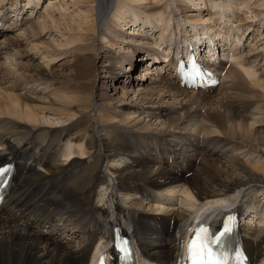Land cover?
<instances>
[{
	"label": "bare ground",
	"instance_id": "bare-ground-1",
	"mask_svg": "<svg viewBox=\"0 0 264 264\" xmlns=\"http://www.w3.org/2000/svg\"><path fill=\"white\" fill-rule=\"evenodd\" d=\"M3 1L0 54L2 49L18 44L10 35H2L11 29L6 24L8 12L18 15L14 28L22 29L25 17L36 10L35 3L39 2L16 0L10 9ZM85 1L90 8L80 11L83 22L79 30L91 36L85 34L83 45L75 46L74 59L79 66L87 63V72L94 73L92 80L98 78L104 86L110 76L109 61L102 58L104 63L99 64L97 53L108 48L107 57L114 58L110 55L114 40L132 37L112 22L101 27L111 10L115 9L110 13L112 19L117 16L126 26L132 23L128 30H144L133 35L134 40L137 36L149 37L151 30L156 32L161 26L145 20L142 13L126 24L124 19L129 15L127 9L115 5L119 0H78L83 7ZM178 1L180 15L197 21L188 12L186 1ZM227 2L218 4L219 20L230 22L235 13ZM239 2L251 10L248 19L259 16L252 6L264 7V0H237V5ZM5 8L9 11L1 13ZM159 10L157 3L144 7L143 13L155 15ZM208 13L216 18L211 11ZM253 27L244 30L242 37L251 36ZM213 31V39L210 35L203 38L199 30L192 35L187 28L184 33L189 46L186 56L192 53L203 71L213 73L206 77L219 82L218 92L212 86L187 89L188 79L181 78L173 67L185 47L179 45L181 49L172 55L174 58L167 57L172 42L166 39L157 40L140 56L148 61L138 77L143 82L136 81L140 83L137 89L131 82L128 89L117 86L106 93L95 91L90 75L86 79L70 70L66 75L50 71V64L68 57L72 50L58 52L57 47L42 41L55 32L45 34L43 27L35 31L29 28L27 43L37 54L43 50L40 57L48 60L44 67L15 62L14 68L15 59L8 53L0 59V162L15 164L12 181L0 203V264H88L95 254L110 252L112 224H118L133 239L138 264H177L180 244L188 239L189 228L192 231L201 220L215 224L225 211L234 209L241 215V230L232 256L246 253L249 264L264 262V97L258 96L244 77L253 80L254 70L244 68L243 76L242 71L222 61L214 60L216 66L201 61L205 59L201 56L203 48L209 57L218 55L216 38L220 43L229 40L230 30L213 25L206 33ZM101 32L108 38L107 44L97 42ZM160 49L162 53L151 55ZM27 58L34 60L36 56L30 52L20 54V61ZM23 69L34 74L24 83L19 82L24 78L14 80ZM157 69V78H152ZM131 86L137 97H131ZM246 88L257 95L246 96ZM118 92L124 97L117 101ZM97 108L100 114L95 117ZM51 116L55 121L49 120ZM56 124L62 125L61 129ZM134 134L135 138L127 139ZM242 154L256 161H247ZM193 161L197 162L191 170ZM246 220L254 230L252 234L245 233ZM75 239L78 244L68 242Z\"/></svg>",
	"mask_w": 264,
	"mask_h": 264
},
{
	"label": "rangeland",
	"instance_id": "rangeland-1",
	"mask_svg": "<svg viewBox=\"0 0 264 264\" xmlns=\"http://www.w3.org/2000/svg\"><path fill=\"white\" fill-rule=\"evenodd\" d=\"M14 1H16V0H4L3 4H6L7 7H10V9H11L12 8L11 4L13 5ZM33 1H35V0H33ZM80 1H82V0H80ZM185 1L189 6L188 12L192 15H195L197 21L192 22L191 19H188L185 17L183 18V16L180 15L181 12L179 11V8H178L180 6V4H179L178 0H161L159 2H157L155 0H142L141 2H138V1L133 2L131 0H119L118 2L117 1L115 2V5H118V7L121 6V7H124L125 9H127V12H128L127 14L129 16H126V18L124 19L125 21H127L126 24H128V22H130V20H132L133 16H135L137 13H142L143 14L142 16L146 18L145 20L148 19V20H150V22L153 23L154 26L158 25L161 27L159 29H157L156 32H155V30H151V32L148 33L149 37L142 38L141 36H137V37H135L136 40H134L132 38L133 35H137V33H139V34L144 33L143 32L144 30L139 31L138 27L135 29V31H134V28L128 30L132 23L130 25L126 26L125 24H122V22L118 21L119 17L116 16V17H114V19H112V17L110 16V13L112 15V13L115 9L111 10V12L108 14L107 18H105L106 20L105 19L103 20L105 22L102 24L101 27L104 29L106 26L111 24L110 22H112L116 25H121V26H119V29L122 31V33L125 35L127 33H131L132 37H131V39H128V40H126V38H120V37L118 38V40H114L113 52H111V54H110L114 58L107 57V53L110 52V49H108V48H106L107 50L101 49V50H99V53H97L98 54L97 60H98L99 64L104 63L102 61V58L104 60L106 59L109 61L108 62V64H109L108 68L110 70V76L107 78L106 85H104V86L98 82V78H97V80L96 79L92 80V76H94V73L92 72V74L91 73L89 74L87 72V68H88L87 63H85L83 66V64L81 62L82 65L79 66L77 64V61H75V59H74L75 51H77L76 49L78 48L77 45L82 44V40H83V37L85 36V34L87 37H88V34L90 35V33L87 31L79 30V24H80V22L81 23L83 22L81 20V18L79 17L80 11H82V10L86 11L88 8H90L89 7L90 5L86 1L84 2L85 6L83 7L82 6L83 2H78V0H39V2H37V4L35 3L36 10L33 13L29 12V16L25 17V22H24V27H23L24 29L23 28L21 29L19 27L14 28L15 24H13V23H15V21H16L15 19L18 18V15L13 13V12H11V13L8 12V14L6 15V18L8 19L6 24H7V27H11L12 30L10 29V32L4 30L2 35L3 36H5V34L10 35L9 37H12V38L18 40V44H15V46H12L8 50L6 48L4 50L2 49V52L0 54V59L4 58L3 56H5L8 53V57H12V59H15L14 60L15 66H13L14 68H17L16 67L17 62L18 63L20 62V64H24L25 66L26 65H31V66L39 65L41 67H44V65L47 64L48 60L44 57H42V58L40 57L42 55L41 53H43V50L40 49L41 53L37 54L36 52H38V51L35 50V48L32 46V44L27 43L28 42L27 39L30 38L29 28L32 31H35V30H37V28L40 29V27L41 28L43 27V32H45V34L48 31H55V32H53V34L49 33L47 36H45V38H43L42 41H44V42L47 41L48 43H51L52 48L57 47L58 52H64L66 50H72V51H70L71 54H69L68 57L63 56V57H65V59L63 57H61V60L59 59L55 64H50V67H49L50 71H58V72L60 71L64 75L70 73V71H73V73H76V75H78L81 78H86V77H88V75H90L88 77V79H90L91 82L95 85V91L97 93L110 92V88H112V87L115 88L117 86H119L121 88L128 89V87L131 85V82H134L137 85L135 87L137 89L139 87L138 85H140V83H137L136 81L143 82V81L139 80L138 77L141 76V69L144 68L145 65H147L146 61H148V60L144 61L143 60L144 58L140 57V56L142 54H144L145 51L149 50L151 48V46H153L156 43L157 40L160 41V39H164V40L166 39L167 40L166 42H169V44L172 42V44L170 45V48L166 51L165 55L167 57L174 58V57H172V55H175L177 53V51H179V49H181V48H179V45H182V47L187 48L186 45H188V38H187L188 36L186 35L187 33H184V30H186L187 28L189 30H192V35L196 31L199 30L201 32L200 34L203 35V38L206 37V39H208L209 38V37H207L208 35H210L211 37L213 36L215 38V35H214L215 31H213V33H206V32H211L213 25H216V27L218 25L222 29H226V30L231 31V32H229L230 33V35H229L230 37L228 38L229 40L226 42L224 41V42L220 43V41H218V39L216 38V40H217L216 42L218 45L216 46L217 49H216L215 53H217L218 55H215L213 57H207L208 54H205L207 51L203 48L201 50V53H202L201 56H203L205 59L202 60V58H201V61L208 63V65H209L210 63L211 64L213 63L215 58H217L216 62L222 61L223 63H225V66L227 64V66H232L233 68L239 70L240 72L242 71L243 76L245 75L244 68L254 70L255 71V74H254L255 77L253 78V80L249 79L247 75H245L244 77L247 78L246 82H247L248 86L253 85V88L255 90H257L258 96L260 95V96L264 97V7H259V8L256 7L255 8V6H252V9H253L252 11L255 12V14L259 15L260 17L259 16H252V18L248 19V17L251 16V13H250L251 10L249 11L247 9V7L242 6L241 2H239V5H237V0H229V3L228 2L227 3L232 8V10L234 11L235 14L231 17V21L228 22L224 19L219 20V18H220L219 14L221 11L219 10L220 5L218 6V4L224 3V1L226 3V0H210V1H208V0H190L191 2H189L187 0H185ZM76 2H78V3H76ZM254 2H255V0H254ZM157 3H159V7H160V10L157 14L154 15V14H150V13H143L144 7L150 8V6L152 7L153 4L157 5ZM216 4H217V6H216ZM194 5H198V7L195 8ZM162 7H163V9H162ZM199 7H202L203 9H201V11H199V13H198L197 11H198ZM206 9H208V11H211L212 14L216 16V18L214 16L212 17L208 13V11H206ZM5 10H6V12H5ZM7 11H9V10L7 8H5L1 11V13H4V12L7 13ZM76 15H78V16H76ZM82 15L84 16V14H82ZM187 15H189V14H187ZM142 16H141V18H143ZM116 18H118V19H116ZM43 20L45 23L43 22ZM137 20L139 21V23H141L139 18ZM158 20L162 21V22L165 21L163 26H162V22H160V25L158 24ZM239 20L244 21V23L241 24L239 22ZM222 21H223V24L221 23ZM11 23H12V25L10 26ZM35 23H37V24H35ZM38 24H39V27H38ZM19 26H21V24ZM32 26H34V27H32ZM252 26H255V27H253L254 32L251 30L252 31L251 36L246 35L248 38L246 36L242 37L243 31L247 30L249 27H252ZM35 27H37V28H35ZM83 27L85 28L84 24H83ZM182 29H183V31H182ZM194 29H196V30H194ZM213 30H214V28H213ZM79 31L82 34H80ZM176 31H178V32L176 34H174ZM145 34H147V33H145ZM2 35H1V37H3ZM128 37H130V36H128ZM189 37L192 38L194 36H189ZM213 37H212V39H213ZM96 38L98 40L97 42H99L100 44H107L106 42H108V38L102 36V32L98 33ZM203 38L200 37L199 40L201 41ZM2 40H0V47L3 45V44H1ZM124 40H126V41H124ZM175 43H177V45ZM238 43H240V44H238ZM223 44L224 45L226 44V46H224ZM230 45H232V48H231V50L230 49L228 50ZM238 47H239V49H238ZM32 48H34V49H32ZM74 48H76L75 51H74ZM185 48H183L184 52L186 51ZM169 50L170 51L172 50L173 51L172 53H174V54H171V52H168ZM225 50H227V51H225ZM22 52H24V53L30 52V54L34 53L37 60L36 59L31 60V59L27 58V59L20 61L21 59H19V58H20V54ZM160 52L162 53V49H160L159 53L153 52V53H151V55H159ZM222 52H224V53H222ZM227 52H229L230 56H227ZM233 52L234 53L237 52L238 54L232 55V54H234ZM222 54H224V55H222ZM233 56H235V57H233ZM249 61L251 63H249ZM69 64L70 65L73 64L71 69H69L71 67ZM157 64L159 65V63H157ZM0 65H1V63H0ZM64 67L66 68V70ZM67 68H68V70H67ZM122 68L124 70H122ZM89 71H90V69H89ZM158 72H159V69H157L155 71L156 77H152V78H157V76L159 74ZM18 73H19V75L17 74L14 77V80H19V79L24 78L23 80L19 81L21 83H24V81L26 80L25 79L26 77H30V76H32V74H34V72H28V71H25V69L18 71ZM113 73H120V74H119V76L116 77V76L112 75ZM122 73H123V75H122ZM126 74L128 76H126ZM161 75L165 76V74L163 72L161 73ZM262 75H263V77H262ZM5 80H8L7 77H5ZM90 80H88V81H90ZM81 81H82V79H81ZM78 82H80V81H78ZM4 86H8V85L4 84ZM101 88H103L104 91H103V89L101 90ZM219 88H220V86L218 88H215V90L217 89L216 91L218 92ZM187 89L193 90L194 88H188L187 87ZM196 90H203V89H196ZM249 90L250 89L246 88L243 90V93L248 92V94L246 96H249V94H250V96H251V94L257 95L256 93H250ZM130 91L132 92V96H131L132 98L137 97V96H135L134 88L132 86H131ZM258 91H260V92H258ZM190 92H193V91H190ZM122 95H123L122 92H118V95H116L117 101L124 97ZM30 97L40 99L42 96L41 95H31ZM167 100H169V99H167ZM170 101H172V100H170ZM97 111H98V108H97V110L94 111L93 115L95 117H97L100 114V112H97ZM202 112H203V110H202ZM52 119L53 118L51 116L49 120L51 121ZM53 120L55 121V119H53ZM66 124H68V123L66 122ZM44 126L46 127V125H44ZM55 126L59 127L61 129L62 125L60 126L59 124L58 125L56 124ZM47 127H48V125H47ZM131 136L135 138V134H134V135H128L127 139H129ZM197 145H199V143ZM244 156L245 155L242 154V157L247 161H253L254 162V160H255V158H249V156H245V157ZM248 159H250V160H248ZM196 162L197 161H193L194 165L191 167V170H192V168L195 167ZM197 167L198 166H196V168ZM185 174H187V173H184L183 176H185ZM245 197L248 200V196H245ZM255 213L256 212L251 213V214L254 215ZM247 221L248 220L245 221L246 222L245 233L252 234L254 232V230H250V225L247 223ZM261 221L262 220H260L258 223H260ZM249 241H252L251 237H249ZM68 242L70 244L77 243L76 239L71 241V242L70 241H68Z\"/></svg>",
	"mask_w": 264,
	"mask_h": 264
},
{
	"label": "snow or ice",
	"instance_id": "snow-or-ice-1",
	"mask_svg": "<svg viewBox=\"0 0 264 264\" xmlns=\"http://www.w3.org/2000/svg\"><path fill=\"white\" fill-rule=\"evenodd\" d=\"M202 70L198 65H193L191 72L187 73L189 77L201 75ZM8 171L7 169H0V176ZM232 231L231 226L225 223L222 231L218 235L213 236L208 228L201 227L194 231L193 238L191 240L182 241L180 246L183 249L187 248L189 264H225L227 257L223 252H217L213 250V246L221 247L224 245V238ZM126 241H121L117 247L120 251L125 253V259L129 258L128 249L122 245H126Z\"/></svg>",
	"mask_w": 264,
	"mask_h": 264
}]
</instances>
